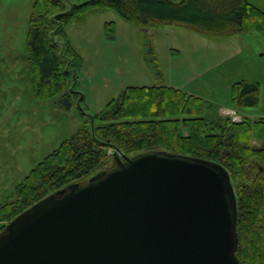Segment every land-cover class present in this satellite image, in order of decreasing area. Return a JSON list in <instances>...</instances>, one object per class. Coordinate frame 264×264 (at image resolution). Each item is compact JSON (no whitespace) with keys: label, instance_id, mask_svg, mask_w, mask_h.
I'll use <instances>...</instances> for the list:
<instances>
[{"label":"trees","instance_id":"16d2710c","mask_svg":"<svg viewBox=\"0 0 264 264\" xmlns=\"http://www.w3.org/2000/svg\"><path fill=\"white\" fill-rule=\"evenodd\" d=\"M107 9L137 27L176 25L215 40L264 30V13L249 0H36L27 48L38 99H58L63 111H70L75 100L84 102L70 87L82 59L66 29ZM107 35L115 38L112 25ZM145 60L156 75H163L151 42ZM259 90L258 83L236 84L233 109L257 107ZM212 108L175 87H128L23 179L0 207V234L5 223L49 195L115 169V153L134 157L165 152L217 163L229 171L238 204L236 257L239 264H264V119L236 123L219 112L213 120L203 117Z\"/></svg>","mask_w":264,"mask_h":264},{"label":"rangeland","instance_id":"374dc122","mask_svg":"<svg viewBox=\"0 0 264 264\" xmlns=\"http://www.w3.org/2000/svg\"><path fill=\"white\" fill-rule=\"evenodd\" d=\"M7 1H16L19 8L9 7L11 3L6 6ZM249 2L264 13V0ZM32 12V0H0V207L86 118L100 114L128 87L181 89L211 105L203 117L213 120L218 112L225 117L227 111L235 110L231 98L236 84L258 83L259 105L236 111L241 116L264 115V30L215 40L182 26L137 27L110 9L66 29L71 46L82 59L74 73L77 81L70 84H76L84 102L80 105L75 100L70 111H63L57 99L40 100L35 95L27 48ZM111 25L114 39L107 35ZM150 42L162 76L145 60ZM253 144L260 146L256 140Z\"/></svg>","mask_w":264,"mask_h":264},{"label":"water","instance_id":"95a60500","mask_svg":"<svg viewBox=\"0 0 264 264\" xmlns=\"http://www.w3.org/2000/svg\"><path fill=\"white\" fill-rule=\"evenodd\" d=\"M42 199L0 235V264H239L237 197L220 164L165 152Z\"/></svg>","mask_w":264,"mask_h":264},{"label":"crops","instance_id":"0c3cea01","mask_svg":"<svg viewBox=\"0 0 264 264\" xmlns=\"http://www.w3.org/2000/svg\"><path fill=\"white\" fill-rule=\"evenodd\" d=\"M35 1H36V0H32V5H33V6H34V4H35ZM8 3H11V5H10L9 7L19 8V5H18V3H16V1H7L5 5L7 6ZM28 60H29V58H28ZM74 77H75V75H74ZM72 81H73V80H71V83H72ZM75 85H76V84H74V85H72V86L70 85V87H71V89H74L75 92H77L76 89H75ZM57 104H58V99H57ZM243 116H244V117H249V118H252V119H255V118H261V119H264V115H263V114H261L260 116H258V115H257V116H256V115L254 116V115H250V114H243ZM86 120H87V118L85 119V122H86ZM85 122H84V123H85ZM73 135H74V134H73ZM73 135H72V136H73ZM7 199H8V198H7Z\"/></svg>","mask_w":264,"mask_h":264},{"label":"built area","instance_id":"2783aa9c","mask_svg":"<svg viewBox=\"0 0 264 264\" xmlns=\"http://www.w3.org/2000/svg\"><path fill=\"white\" fill-rule=\"evenodd\" d=\"M227 113H229V114L226 116L230 117L234 122L238 123V122L242 121V116L239 115L237 111L231 110V111H227ZM109 154L111 155L112 152L110 151Z\"/></svg>","mask_w":264,"mask_h":264}]
</instances>
